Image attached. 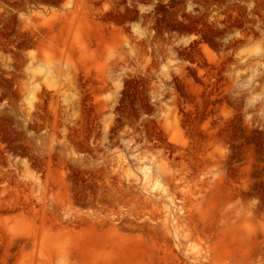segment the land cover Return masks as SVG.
I'll return each mask as SVG.
<instances>
[{"label": "rangeland", "instance_id": "obj_1", "mask_svg": "<svg viewBox=\"0 0 264 264\" xmlns=\"http://www.w3.org/2000/svg\"><path fill=\"white\" fill-rule=\"evenodd\" d=\"M0 264H264V0H0Z\"/></svg>", "mask_w": 264, "mask_h": 264}]
</instances>
